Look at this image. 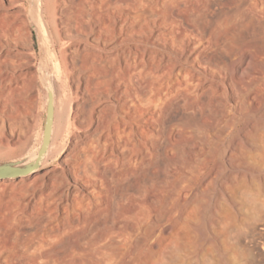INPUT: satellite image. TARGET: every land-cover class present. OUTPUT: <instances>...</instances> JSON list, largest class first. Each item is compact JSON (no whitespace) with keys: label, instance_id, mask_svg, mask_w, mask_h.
Listing matches in <instances>:
<instances>
[{"label":"bare ground","instance_id":"1","mask_svg":"<svg viewBox=\"0 0 264 264\" xmlns=\"http://www.w3.org/2000/svg\"><path fill=\"white\" fill-rule=\"evenodd\" d=\"M203 1L191 0L189 17L170 14L165 1L160 16L166 27L156 31L151 46L142 40L134 45L139 52L132 46L116 54L92 52L96 91L108 92L81 99L79 124L89 123L95 104L107 102L93 129L76 138L63 158L70 181L49 170L0 180V264H189L204 254L194 240L201 235L210 238L220 264H228L229 247L217 225L227 212L238 221L250 183H264V121L239 129L245 114L264 116L258 102L264 39L242 44L234 17L224 33L207 28L205 12L241 4L239 23L263 29L264 0ZM23 11L4 10L0 3V119L13 120L24 103L19 78L26 70L13 69L15 48L1 50ZM73 51L83 58L87 53L72 50L74 68ZM209 207L204 234L191 215ZM181 225L194 235L185 244L177 236Z\"/></svg>","mask_w":264,"mask_h":264},{"label":"rangeland","instance_id":"2","mask_svg":"<svg viewBox=\"0 0 264 264\" xmlns=\"http://www.w3.org/2000/svg\"><path fill=\"white\" fill-rule=\"evenodd\" d=\"M9 1L13 3L18 0ZM165 1L168 3V7L170 9L169 13L174 16L176 14L175 12L178 11H181L183 15L187 17L191 14V11H189L191 10V0H143V2L139 3L138 6L133 5L130 0H82L81 3L79 0H65L62 3L61 9V24L64 22V24H62L63 33L66 37L78 35L90 37L94 36V41L102 43L105 40L106 42L104 41L105 43H102L105 45L113 44L115 46L116 44L126 40H142L146 42L147 46H151V42L154 39L156 31L166 27V25L161 23L163 17L160 16L166 8L164 6ZM203 2L204 1L201 0V4H203ZM0 3H3V0H0ZM224 8L215 5L209 10H206V20L204 26L207 28H215L220 33H224V31H228L229 26L227 27L226 25H229L231 18L234 17L236 19L235 24L237 25L236 32L239 37L238 40L242 42V44H246L251 40L264 39V28L258 29L255 27V29L251 24L246 23L244 25L239 23L241 4H229L225 8V16L221 11ZM66 9L68 10L66 11ZM143 11H148V15L141 19H137L136 14ZM23 12L17 16L14 23L15 33L13 37H8L7 40L3 41L1 50L4 54H6L8 50L15 48L16 56L14 58L16 60V64L13 69L16 71H19L21 68L26 70V74L19 78L21 90L18 97L20 100H24V103L17 106L16 112L13 113V120H10L8 116H3V118L0 119V139H6L5 132H8L10 136L16 139L26 135L29 131L30 122L34 117L36 108L37 96L34 90L35 70L26 69V66L32 59L23 55L18 50L20 48H31L29 26ZM86 21L88 25L86 24ZM82 24L84 25L83 27ZM138 25H141V28H136ZM112 33L114 34L112 35ZM82 48H84L87 53L84 55V58L79 55L75 56V52L73 51V56L78 59L73 61L75 70L74 80L77 83V79H81L83 92H85L83 95L84 98L96 99V96L101 97L103 94L107 93L108 89L107 87H99L96 91V56L93 55L92 52L96 54L97 51L91 50L87 47H79V49ZM160 48L163 49V47ZM131 50L133 52H139L135 46H132ZM100 54L106 55L103 53ZM81 62H83V64H81ZM78 64H80V66ZM82 65L87 66L83 67ZM2 67L4 71L11 70L10 67H6L5 65H2ZM260 93L261 94L258 98L259 112H263L264 86H261ZM243 117V122L239 126V129L243 128L249 121H264V116L258 115V113L257 115L254 113L249 115L245 114ZM24 126L26 128H24ZM83 126H85V124H83ZM263 137L264 134L263 136L261 135V139L264 140ZM260 143L261 146L264 145L262 144L264 143L262 140H260ZM68 169L70 168L68 167ZM249 187V190L245 192L247 196H245V193L243 194L245 204L241 205L242 213L240 214V219L238 221H234V219L231 218L232 222L230 218V220L228 219V215H231L227 212V216L225 213L221 223L217 225V229H219V231L220 229L222 230L221 232L223 233V242L225 246L227 248L229 247L227 257L228 264H264V183L253 181V183H250ZM42 188V186H39L38 190ZM255 199L257 200L256 202L253 201ZM243 206L244 208H242ZM212 209V207L204 209L201 212V216H198L196 212L191 215L193 218V226L195 228L198 227L201 232L203 230L204 234L208 232ZM177 233L178 240L181 244H185L189 236H194L191 235L193 233H189V231L184 229L182 225L178 228ZM194 240L200 249H204V254L198 261L192 260L189 264H220L216 251H214V249L212 250V246L210 247L208 243L210 241L209 237L205 238L204 235H201L200 237H195Z\"/></svg>","mask_w":264,"mask_h":264},{"label":"water","instance_id":"3","mask_svg":"<svg viewBox=\"0 0 264 264\" xmlns=\"http://www.w3.org/2000/svg\"><path fill=\"white\" fill-rule=\"evenodd\" d=\"M61 6L62 0H18L12 4L4 0L5 10L25 12L31 48L18 50L32 59L26 69L35 70L37 102L26 135L0 139V180H18L49 170L63 173L70 181L63 158L76 138L93 129L98 109L107 102L95 104L89 123L79 124L77 104L83 98V84L74 82L72 50L87 47L103 54H116L141 44L126 40L110 46L90 36L66 37L61 25Z\"/></svg>","mask_w":264,"mask_h":264}]
</instances>
